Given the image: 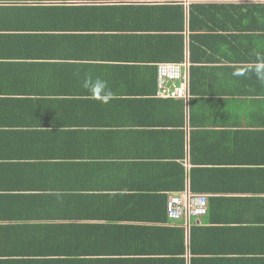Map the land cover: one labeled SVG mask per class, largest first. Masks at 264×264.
<instances>
[{
    "label": "crops",
    "instance_id": "0c3cea01",
    "mask_svg": "<svg viewBox=\"0 0 264 264\" xmlns=\"http://www.w3.org/2000/svg\"><path fill=\"white\" fill-rule=\"evenodd\" d=\"M167 2L162 0L0 1V5L141 6ZM178 2L185 7L187 16L191 3L239 4L263 1L179 0ZM113 22L123 27V29H115L114 34L120 36L130 34L132 19L124 15L120 20L114 18ZM120 22L125 24L122 25ZM44 32L46 31L33 34L31 38L8 37L2 44L7 56L12 53L29 55V57L13 56L4 63L3 59L7 56L0 57V89L3 90L0 95L10 100L9 103L5 101L0 104V122L7 123L6 128H15V131L23 132L21 140L8 148L17 156L40 161L32 163L30 168L25 166L23 169L25 171L21 175L5 172L4 180H0V184L15 187L31 184L41 187V192H51L47 189L48 186L60 187L54 192L55 194L67 191L66 188L75 189L70 192H82L80 194L86 196L118 194L126 201L146 192H152L149 193L151 195L160 192L167 197L190 192L187 178L184 189L177 188L180 180L173 177L171 166L172 162H179L186 171L191 167L188 157L191 130L188 123L191 110L189 98L183 100L157 96V74L156 88L153 89L151 79L153 72L148 69V65L122 60L120 64L132 63L135 67L118 65L115 68L108 65L112 64L110 60L96 59L98 56L135 54L143 57L141 53L135 52L140 50L144 43H140V48L132 50L129 46V49H122L123 52L119 53V44L110 43L114 35H95V40L87 38L85 44L79 42L76 36L68 38L73 33L54 32L53 35L46 37ZM26 35L28 34L24 36ZM25 39L32 40L31 42L41 41L47 46L25 44L21 48L20 42ZM94 41L96 44L93 43ZM141 50L145 51L143 48ZM128 51L134 54L129 55ZM187 54L188 52L184 61L188 62ZM232 71V75L240 72L243 75L233 77H229L228 74L219 76V73L211 75L212 79L205 85V90L214 93L209 92V97L198 98L193 106L195 119L210 122L207 126L205 124V127L215 128L194 132L197 141L200 139L203 143L206 142L202 149L203 153L200 154L201 159L224 168L210 172L206 176L207 183L206 180L204 181L209 188L203 193L207 195V213L202 217H189L185 221H168L163 224L169 228L184 229V264H264V141H262L264 125L255 127L260 128L258 132L261 133L255 135L262 143H257V140L253 143L251 140L253 134H250V143L245 146L227 140L225 137L229 134L223 133L228 130L219 131L223 127L243 130L247 127L245 125L247 121H264V113L250 115L256 106L254 100L264 101L263 93L262 95L259 93L229 95L232 91L259 89L255 83H260L264 90V81H256L252 70ZM88 78L106 81L108 88L114 93L113 98L108 103L91 99L88 90L83 87L85 79ZM181 153L184 156L182 159ZM250 160H261L263 163L256 165L247 162ZM27 169H31V175H29L30 170ZM79 187L85 189L76 190ZM45 192L43 195L52 194ZM56 199L51 206L55 207ZM67 199L70 202L72 216L66 219L62 216V210L57 208L59 204H63V201L58 202L55 209L46 208L44 211H38V215L44 216L37 220L26 219V216L37 215V212L33 213L34 211L29 208V204H22L21 208L11 209L13 211L9 210L8 213L6 211L1 213L0 208V216H2L0 233L5 236L0 239V246L9 247V251L21 247L26 249V245L36 246L38 249L44 248L45 242H34L29 239L21 246L17 239L19 236L17 238L15 236L18 234L17 227L23 224L152 225L148 222L98 218L101 214L99 207L103 205L101 199L91 200L95 202L83 200V203H80L78 198L74 200L67 197ZM2 208H5V204ZM118 210L114 208L106 213L113 212L115 215L119 213ZM87 215H91V218H85ZM52 228L43 229V233L50 234ZM102 241L103 245H99L100 247H117L115 240H111L110 237H104ZM171 244L172 242L168 241L167 245L162 247L158 242H133L134 246L128 247L123 243L121 248L134 249L136 253L134 256L137 257L130 258V262L117 261L118 263L113 262V264H151L145 261L147 259L142 260L138 256H146L143 253H148V250L168 248ZM120 256L115 255L111 258L122 259L123 257ZM4 260L13 263L24 260L20 264H57L64 258L62 255L51 254L32 259ZM71 260L73 261L71 264H88ZM173 264L181 263L173 262Z\"/></svg>",
    "mask_w": 264,
    "mask_h": 264
},
{
    "label": "trees",
    "instance_id": "16d2710c",
    "mask_svg": "<svg viewBox=\"0 0 264 264\" xmlns=\"http://www.w3.org/2000/svg\"><path fill=\"white\" fill-rule=\"evenodd\" d=\"M8 2H39V1H114V0H0ZM117 1V0H116ZM123 1V0H119ZM168 1L158 5H0V57L7 56L6 50L3 47L4 39L10 38H31L33 34L44 32V35H53L54 32L64 34L73 33L68 38H79V42L87 44V38L95 40V35H114L110 39L112 44L118 43L119 53L123 50H132L140 48V43H144L142 48L135 53H141L142 56L130 55L134 52L128 51L130 56H98L96 59H106L112 61V65L117 68L118 65H129L132 63L120 64L122 60H131L148 65V69L153 72L151 77L153 85L156 88V63L158 62H182L186 58L188 52V73H189V163L191 167L188 171L179 162H172V175L177 180H180V185L177 188L183 190L185 179H188L189 190L191 193H204L209 190L205 184L207 183L206 176L217 169H224L221 166H214L203 161L201 155L204 149V142L195 139L194 132L198 130H208L215 128L205 127L210 122H202L195 119L193 106L198 98L209 97L213 91L206 92L205 85L212 79L211 75L229 77L232 75V70H252L254 79L261 81L255 73V65L258 63V57L264 58V0L263 2H246V3H191L188 7L187 16L185 7L178 2L179 0H162ZM208 1V0H200ZM249 1V0H240ZM259 1V0H253ZM126 15L133 21V26L130 27L131 32L126 36L114 34L115 29H123L117 24H114V18L120 20ZM142 18V19H141ZM111 19V20H110ZM145 22V24H144ZM124 25V22H120ZM187 31V34H186ZM100 33V34H95ZM140 33V34H131ZM25 34H28L24 36ZM104 37V36H102ZM65 38V36H64ZM127 38V40H126ZM143 40V41H142ZM32 40L25 39L20 42L21 48L23 45L29 46H47L41 41L31 42ZM82 43V44H83ZM95 43V41L93 42ZM96 44V43H95ZM25 55V56H24ZM29 57L25 53L8 54L7 58L3 59V63L9 58ZM7 59V60H6ZM82 59V58H79ZM85 60L89 58H83ZM1 61V59H0ZM81 61V60H80ZM146 62H149L146 63ZM116 63V64H114ZM155 63V64H152ZM136 64V65H139ZM245 66V67H244ZM126 67V66H123ZM235 72V71H234ZM241 73V72H240ZM254 80V81H255ZM228 81V80H227ZM264 81V80H263ZM259 89H246L244 91L230 92L245 93L246 95L264 94L262 85L255 83ZM3 90L0 89V93ZM196 98V99H195ZM6 96L0 95V104L10 100ZM208 99V98H207ZM255 108L251 111L258 115L264 113V101L254 100ZM1 107V106H0ZM224 111V110H223ZM258 112V113H257ZM7 123L0 122V180L3 181L5 172L12 175L23 174L25 166L30 168L35 161L29 160L32 158H24L17 156L11 152L9 146H14L16 142L21 140L23 132L15 131V128H6ZM11 125V124H10ZM243 130L234 128H220L225 131L227 140H233V144L245 146L250 143V134L252 142L257 140V143H262L264 138L256 137L255 134L260 128H255L264 125V121H247ZM21 131V130H19ZM257 132V133H256ZM231 134V137H230ZM224 136V135H222ZM248 139V141L246 140ZM259 140L261 142H259ZM264 143V142H263ZM200 155V156H199ZM199 156V158H198ZM184 156L181 153L180 158ZM260 165L261 160L247 161ZM210 164V165H209ZM36 166V165H35ZM261 167V166H257ZM258 169V168H256ZM31 175V169H27ZM5 182V181H4ZM3 182V183H4ZM60 187L48 186L47 189L51 192H41V187L36 185H27L22 187L9 186L8 184H0V208L8 213L11 209H18L22 204L28 205L31 210L37 212L26 216V219L31 218L37 220L44 215H38L40 211L46 208L55 209L58 202L63 201L57 207L62 210L63 217H71L70 202L68 198H78L80 203L83 200H99L103 202L101 214L98 218L107 220L119 221H140L152 223V225H132V224H71L64 223L62 225L49 224H30L18 226V234L15 236L21 246L27 239L32 241L45 242L44 248L38 249L36 246H27L26 249L16 248L9 251V247L0 246V264H20L24 260L10 261L4 259H23L35 258L44 255H62L64 260L57 264H71L74 259L78 262H87L88 264H113V262H130V258L137 257L134 249L126 250L121 246L126 244L134 246L133 242L137 243H152L158 242L160 246L167 245L168 241L172 244L168 248H159L156 250H148V253H143L146 256H138L150 262L151 264H173L180 262L184 264V229L180 227H165L163 224L168 223L169 219L166 214L167 195L152 192H146L135 196V198L122 199L118 194H93L85 195L82 192H70L75 189L66 188L67 191L61 194H55ZM176 188V187H175ZM28 189V190H27ZM40 189V191H36ZM65 189V188H63ZM85 188H77L83 190ZM27 192V193H26ZM52 193L45 194L43 193ZM90 193V192H89ZM73 195V196H71ZM140 197L141 199H139ZM16 198L15 200H10ZM54 206H51L55 200ZM81 198H83L81 200ZM86 198V199H85ZM121 198V199H120ZM22 199V200H18ZM26 200V201H25ZM75 200V199H74ZM96 200V201H97ZM24 202V203H23ZM29 202V203H28ZM78 202V201H77ZM95 202V201H91ZM139 202V203H138ZM5 204V208L2 206ZM11 204V205H10ZM25 207V206H24ZM119 209V213L113 215V212L106 213L108 210ZM208 208V207H207ZM11 210V211H13ZM39 211V212H38ZM91 218V215L85 218ZM43 218V217H42ZM2 219V216H0ZM52 228L50 234H44L43 229ZM55 228V230H53ZM1 229V227H0ZM106 230V232H104ZM25 235L24 237H22ZM110 237L115 240L114 248L100 247L102 239ZM5 238L0 233V239ZM101 242V243H100ZM62 244V246H61ZM1 245V244H0ZM103 245V244H102ZM115 244H112V246ZM51 246V247H50ZM90 253V254H89ZM39 255V256H38ZM90 255V257H88ZM115 255H121L122 259L111 258ZM14 257V258H11ZM83 259V260H81ZM116 259V260H115ZM28 261V260H27Z\"/></svg>",
    "mask_w": 264,
    "mask_h": 264
},
{
    "label": "built area",
    "instance_id": "2783aa9c",
    "mask_svg": "<svg viewBox=\"0 0 264 264\" xmlns=\"http://www.w3.org/2000/svg\"><path fill=\"white\" fill-rule=\"evenodd\" d=\"M188 66L187 61L158 62L156 64V95L187 100L190 97ZM207 207L206 194L191 192L181 195L172 194L166 201V214L169 221H185L189 217L206 215Z\"/></svg>",
    "mask_w": 264,
    "mask_h": 264
},
{
    "label": "clouds",
    "instance_id": "9594fccd",
    "mask_svg": "<svg viewBox=\"0 0 264 264\" xmlns=\"http://www.w3.org/2000/svg\"><path fill=\"white\" fill-rule=\"evenodd\" d=\"M255 73L260 80H264V58L258 57V63L255 65ZM243 75V73H236ZM83 87L88 90L89 96L93 100L101 103H108L114 96V93L108 88L107 82L102 79H85Z\"/></svg>",
    "mask_w": 264,
    "mask_h": 264
},
{
    "label": "water",
    "instance_id": "95a60500",
    "mask_svg": "<svg viewBox=\"0 0 264 264\" xmlns=\"http://www.w3.org/2000/svg\"><path fill=\"white\" fill-rule=\"evenodd\" d=\"M187 56H188V54H187Z\"/></svg>",
    "mask_w": 264,
    "mask_h": 264
}]
</instances>
